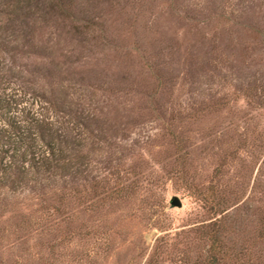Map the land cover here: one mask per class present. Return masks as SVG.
<instances>
[{
	"label": "rangeland",
	"instance_id": "rangeland-1",
	"mask_svg": "<svg viewBox=\"0 0 264 264\" xmlns=\"http://www.w3.org/2000/svg\"><path fill=\"white\" fill-rule=\"evenodd\" d=\"M71 9L2 17L0 97L18 117L39 98L53 127L80 131L86 185L128 190L101 202L68 192L58 203L29 184L0 186V264H202V226L219 214L218 264H263L264 0ZM210 189L216 214L200 196Z\"/></svg>",
	"mask_w": 264,
	"mask_h": 264
},
{
	"label": "trees",
	"instance_id": "trees-1",
	"mask_svg": "<svg viewBox=\"0 0 264 264\" xmlns=\"http://www.w3.org/2000/svg\"><path fill=\"white\" fill-rule=\"evenodd\" d=\"M73 1L0 0V21L2 17L6 21H12L19 16L24 17L31 5L36 7V10L31 13L38 10L39 14L46 15L55 10L58 14L71 16ZM39 3L43 6H38ZM80 19L82 18H77V20ZM33 101L36 99L32 100L31 98V103ZM38 103L36 109L32 110L28 117H18L10 113V101L5 97H0V186L15 190L20 183L29 184L28 187L34 188L42 200L45 199L43 195L49 193L50 196H46V198L52 197L58 203L63 201L68 192H71L74 197L79 193H86L93 201L98 202L125 193L128 189L120 185L113 189L102 190L99 195L100 191L97 189L102 185L93 178H90V184L86 185V178L80 175L82 162L76 161V157H81L79 148L83 145V141L74 133L80 135V131L77 130L71 134L67 127L58 131L53 127L52 119H48L40 111L39 108L45 106L40 103L39 98ZM60 110L75 117L77 119L75 122L80 127L85 128L88 132L92 131L87 127L85 120L80 119L79 112H75V110L73 112L69 108ZM200 193L201 198L209 203L216 214L218 201L213 199L215 194L213 189L206 193L202 191ZM7 199L6 191L0 192V202ZM222 216L221 214L214 215V218L202 226L205 236L209 239L202 264H218L225 254L219 236L222 228ZM258 236L264 237V212L261 215Z\"/></svg>",
	"mask_w": 264,
	"mask_h": 264
},
{
	"label": "water",
	"instance_id": "water-1",
	"mask_svg": "<svg viewBox=\"0 0 264 264\" xmlns=\"http://www.w3.org/2000/svg\"><path fill=\"white\" fill-rule=\"evenodd\" d=\"M168 201L170 205H180V199L175 194H172Z\"/></svg>",
	"mask_w": 264,
	"mask_h": 264
}]
</instances>
